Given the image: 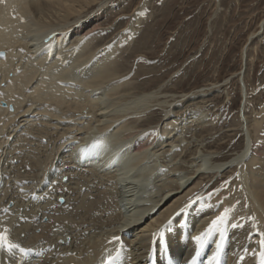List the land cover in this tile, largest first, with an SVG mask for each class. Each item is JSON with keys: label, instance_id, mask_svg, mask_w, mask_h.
I'll list each match as a JSON object with an SVG mask.
<instances>
[{"label": "bare ground", "instance_id": "6f19581e", "mask_svg": "<svg viewBox=\"0 0 264 264\" xmlns=\"http://www.w3.org/2000/svg\"><path fill=\"white\" fill-rule=\"evenodd\" d=\"M112 1L0 0V232L29 250L0 249V264H260L264 100L243 71L225 137L246 142L223 154L224 137L210 139L227 81L188 93L119 83L132 41L120 51L128 35L97 33Z\"/></svg>", "mask_w": 264, "mask_h": 264}, {"label": "rangeland", "instance_id": "374dc122", "mask_svg": "<svg viewBox=\"0 0 264 264\" xmlns=\"http://www.w3.org/2000/svg\"><path fill=\"white\" fill-rule=\"evenodd\" d=\"M112 2L114 7L102 16V28L97 33L101 36L109 34V39H116L123 33L128 35L124 41H120V51L129 46L128 41H132L129 49L132 52L128 50V53L122 54L128 60L129 76L125 75L119 83L135 80L133 83L143 84L147 89L165 83L168 91L188 93L211 82L222 84L227 81L229 97L226 98L223 92L215 100L218 119L222 117L216 130L219 133L210 141L217 140L219 136L224 137L225 140H221L223 154L232 155L240 151L246 142L244 133L234 137L225 136L231 134L226 131L228 126L241 119L245 102L242 95L243 71L247 72L248 92L253 102L257 101L260 105V101L264 100V27L260 35L250 38L259 32L264 22V0ZM132 24H135L134 30H125ZM252 99L250 110L254 107ZM263 106L261 104L260 109ZM226 176L229 175L212 178L209 189L224 185L230 179ZM200 224L201 220L198 221ZM197 230L195 228L191 232V237L195 236ZM139 231V228L136 229L133 235ZM36 232L39 233L38 230Z\"/></svg>", "mask_w": 264, "mask_h": 264}, {"label": "snow or ice", "instance_id": "6c2138e0", "mask_svg": "<svg viewBox=\"0 0 264 264\" xmlns=\"http://www.w3.org/2000/svg\"><path fill=\"white\" fill-rule=\"evenodd\" d=\"M2 55V54H0ZM229 210L225 209V212L221 215L218 216L215 220L212 221L211 225L209 226V228L206 230L205 233H201L199 236L194 237V239L199 243V244H203V238L206 235H210L211 232L213 231V229H215V227L218 224H221L225 221L227 214H228ZM8 229L4 228V230L2 232H0V249L6 250L9 253H11L14 249H19V251L23 254H26L29 250L22 248L19 244L16 243H12L9 238H8ZM119 238L114 237V240H118ZM261 247H264V240L261 241ZM219 248V245H218ZM119 258V254H117V256L113 257V256H109L108 257V262L109 264H115V261L118 260ZM217 259V256H213L211 257L212 261H215ZM192 264H194V261L192 262ZM260 264H264V251H262L260 253Z\"/></svg>", "mask_w": 264, "mask_h": 264}, {"label": "water", "instance_id": "95a60500", "mask_svg": "<svg viewBox=\"0 0 264 264\" xmlns=\"http://www.w3.org/2000/svg\"><path fill=\"white\" fill-rule=\"evenodd\" d=\"M0 54H2V55H0V57H1V56H4V52H0Z\"/></svg>", "mask_w": 264, "mask_h": 264}]
</instances>
